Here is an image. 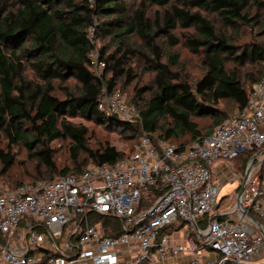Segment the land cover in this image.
I'll return each instance as SVG.
<instances>
[{"label": "trees", "instance_id": "16d2710c", "mask_svg": "<svg viewBox=\"0 0 264 264\" xmlns=\"http://www.w3.org/2000/svg\"><path fill=\"white\" fill-rule=\"evenodd\" d=\"M129 1L139 2L131 14ZM250 4L264 9L263 0H0V188L15 190L26 184L25 178L35 182L78 176L87 170V162L114 164L133 151H121L109 142L93 149L89 129L70 118L117 130L134 146L144 134L180 148L211 134L230 113L245 108L264 77V46L253 44L238 51L205 12L217 15L226 30H238L253 21L247 12ZM151 7L159 10L157 20L149 15ZM177 26L193 30L187 43L193 53L202 51L205 57L206 72L194 85L181 81L162 63L156 44ZM91 29L94 40L119 45L117 54L102 50L106 73L100 77L89 59L94 49ZM132 38L148 46L152 57L147 62L157 74L154 89L138 92L143 104L139 127L99 109L104 91L118 92V81L134 76L125 71L130 56L141 53ZM176 43L170 36V44ZM174 57L176 64L178 55ZM224 101L234 104L230 113L221 110ZM200 120L211 123L203 125ZM64 139L72 143L71 165L59 169L51 145ZM19 146L33 169H23L21 163L22 171L14 173L13 153ZM247 159L242 156L241 161Z\"/></svg>", "mask_w": 264, "mask_h": 264}, {"label": "built area", "instance_id": "2783aa9c", "mask_svg": "<svg viewBox=\"0 0 264 264\" xmlns=\"http://www.w3.org/2000/svg\"><path fill=\"white\" fill-rule=\"evenodd\" d=\"M99 109L132 118L119 92L104 91ZM263 253L264 77L245 108L182 148L144 134L114 164L0 188V264H262Z\"/></svg>", "mask_w": 264, "mask_h": 264}, {"label": "rangeland", "instance_id": "374dc122", "mask_svg": "<svg viewBox=\"0 0 264 264\" xmlns=\"http://www.w3.org/2000/svg\"><path fill=\"white\" fill-rule=\"evenodd\" d=\"M264 1V0H263ZM139 2H128L129 4V13H133L138 7ZM156 11H159L157 7H151L149 9V15L154 20H157L155 14ZM249 16L253 21L249 24H243L239 27L238 30H226L220 21V18L217 15H212L205 12L206 17L212 21L216 28L220 31H224L230 37L231 43L236 45L238 51L242 52L244 49L250 47L253 44L263 45L264 46V9L259 10L258 7L253 4L249 5L247 10ZM256 20H262L261 25H255ZM155 24V22H154ZM193 33L192 29L185 30L181 26L171 30L167 36H163L156 44L162 50V63L169 66L170 70L177 74L180 77V80L194 85L206 72L205 66V57L202 51L199 54H195L191 51L187 40H189V34ZM170 36L177 40L175 45L170 44ZM95 52L99 57H101L102 50H105V54H117L118 42H113L108 39L106 40H95ZM132 43L135 49L141 51L137 56H130L125 71H130L134 76L132 79H128L126 76L120 79L117 83V91L122 95L125 103L131 110V122L135 123L136 127L141 126L139 120V113L141 106V99L139 98L138 92L142 88H155V77L156 72L152 66L147 62V57H152V53L148 46L137 38H132ZM174 55H178V62L175 64ZM234 66L233 64H231ZM235 67V66H234ZM93 68L96 74L103 75L106 72H101L97 65H93ZM248 69V66L244 68V71ZM107 77H110L111 74L107 73ZM145 97H149L147 94ZM140 107V108H139ZM234 108V104L230 101H224L221 103V110L225 113H230ZM72 123L79 126H86L89 129V145L93 149L99 147V145L109 142L110 145L116 146L119 150L124 152H129V150L134 149V142L127 141L125 139L126 134L118 133L117 130L105 129L101 126L95 125L94 123L83 119L81 117L70 118ZM203 125H209L210 120H200ZM165 126V124H164ZM141 131V130H140ZM52 149L56 151V165L59 169H62L66 166L71 165V147L72 143L69 140H57L51 145ZM14 156L17 162L16 168L13 170L14 173L21 172L20 164L23 163V169L32 170L33 165L27 161L26 150L22 147L14 148ZM85 156L82 157V160ZM221 161L219 164H222ZM91 162L85 164V169L91 166ZM1 169V167H0ZM35 179L25 178L24 183H32ZM51 181V180H46ZM238 181L230 182L224 185L220 191V198L224 199V202L231 201L233 196L237 193ZM181 236V234L179 235ZM208 257L214 258L213 253L206 251ZM173 264V263H172ZM175 264V263H174ZM264 264V253L263 261Z\"/></svg>", "mask_w": 264, "mask_h": 264}, {"label": "crops", "instance_id": "0c3cea01", "mask_svg": "<svg viewBox=\"0 0 264 264\" xmlns=\"http://www.w3.org/2000/svg\"><path fill=\"white\" fill-rule=\"evenodd\" d=\"M180 260H182V259H173V258H171V259H169L167 262H166V264H176L178 261H180Z\"/></svg>", "mask_w": 264, "mask_h": 264}]
</instances>
